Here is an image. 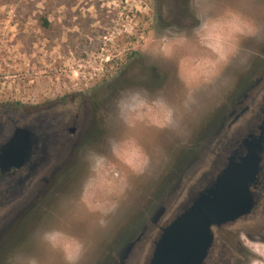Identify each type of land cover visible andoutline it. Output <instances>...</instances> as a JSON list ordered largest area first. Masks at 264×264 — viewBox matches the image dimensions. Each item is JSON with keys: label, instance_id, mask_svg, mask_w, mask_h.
Here are the masks:
<instances>
[{"label": "rangeland", "instance_id": "1", "mask_svg": "<svg viewBox=\"0 0 264 264\" xmlns=\"http://www.w3.org/2000/svg\"><path fill=\"white\" fill-rule=\"evenodd\" d=\"M194 3L198 25L165 28L173 0H0V106L59 103L67 114L81 110L75 97L106 101L103 139L87 153L88 171L43 204L24 250L0 264H104L123 229L254 72L264 57V0ZM256 94L225 141L254 123L264 80ZM216 144L184 179L171 215L214 171ZM149 247L129 264H145Z\"/></svg>", "mask_w": 264, "mask_h": 264}, {"label": "water", "instance_id": "2", "mask_svg": "<svg viewBox=\"0 0 264 264\" xmlns=\"http://www.w3.org/2000/svg\"><path fill=\"white\" fill-rule=\"evenodd\" d=\"M194 1L173 0L164 27L185 28L188 25H198L194 20ZM192 20L194 22H191ZM263 80L264 57L256 62L254 72L240 81L228 101L209 121L207 126H211L206 129L205 136L195 141L193 147L187 148L189 156L180 165L172 168L159 186L157 196L148 209L123 229L120 233L121 241L105 257L104 264H129L144 251L147 244H150V247L145 264H204L213 246V227L226 225L250 212L254 204L250 190L261 170L264 124L259 126L255 133L252 131L254 124L247 130L240 131L237 136L247 134L252 140H245L243 146L233 153L219 173L216 168L205 176L173 215L170 211L184 189V179L194 175L203 164L205 155L225 136V131L231 129L249 111V104L256 100V93ZM105 104L106 101L102 99L93 101L85 110L90 111L92 115L93 111L97 113L103 109ZM82 126L83 134L80 143L75 146L74 153L78 157L82 154L81 159L85 161L87 153L97 144L101 135H95L97 125L93 116L87 117ZM22 153L23 145L18 138L3 150L1 161L4 164L15 160ZM71 175L65 174L60 179L58 189L53 195L44 194L40 197L38 204L42 213L43 204L47 200H54L60 189L68 187L78 176ZM19 243L20 241L16 240V244ZM11 244L12 242L0 252V263L4 257L10 256L7 255L10 251L6 250L11 249Z\"/></svg>", "mask_w": 264, "mask_h": 264}, {"label": "flooded vegetation", "instance_id": "3", "mask_svg": "<svg viewBox=\"0 0 264 264\" xmlns=\"http://www.w3.org/2000/svg\"><path fill=\"white\" fill-rule=\"evenodd\" d=\"M262 97L253 121L254 133L264 124V95ZM82 98L72 99L73 105L79 103L75 107L81 110L67 114L58 112L59 103L30 106L12 102L0 106V249L8 246L14 233L20 241L6 250L10 251L7 255L23 251L24 242L37 228L42 215L38 204L40 197L53 195L65 174L79 175L88 171V164L81 159L83 155L78 157L74 153L75 146L80 143L82 125L92 116L97 125L95 135H101L97 143H101L104 111L91 110V115L90 111L82 110L90 106V100ZM247 136L219 140L216 144L219 160L215 166L218 173L245 140H252ZM18 138L23 153L3 164V150ZM261 149V170L250 190L253 207L246 215L213 227V246L204 264H264V145Z\"/></svg>", "mask_w": 264, "mask_h": 264}, {"label": "bare ground", "instance_id": "4", "mask_svg": "<svg viewBox=\"0 0 264 264\" xmlns=\"http://www.w3.org/2000/svg\"><path fill=\"white\" fill-rule=\"evenodd\" d=\"M138 114H139V112H138ZM134 119H136V118H134ZM131 149H132V148H131ZM134 150H135V149H134ZM136 150H138V149H136ZM130 151H131V150H130ZM138 151H139V150H138ZM132 153H133V152H132ZM135 153H137V152H135ZM140 153H141V152H140ZM141 155H142V154H141ZM116 157H117V156H116ZM133 158H134V157H133ZM118 159H119V158H118ZM118 159H117V160H118ZM135 159H136V161H138V165H139V162L142 161L143 157H142V156L140 157V156H138V155L136 154V155H135ZM135 163H136V162H134V164H135ZM140 163H141V162H140ZM138 165H137V166H138ZM101 174H102V173H101ZM109 175H111V174H109ZM100 176H101V175H100ZM103 176H105V175H103ZM111 176H112V175H111ZM98 177H99V176H98ZM106 177H108V176H106ZM111 178H112V177H111ZM106 179H108V178H105V180H106ZM116 179H117V178H116ZM100 180H101V179H100ZM105 180H104V182H105ZM108 181H109V180H108ZM108 181H107V182H108ZM114 181H115V180H113V182H114ZM116 181H117V180H116ZM94 182H96V179H95ZM97 182H98V181H97ZM100 182H101V181H100ZM91 183H92V182H91ZM98 183H99V182H98ZM90 185H91V184H90ZM103 185H104V184H103ZM103 185H101V186H103ZM105 185L107 186V184H105ZM110 185H111V184H110ZM95 186H96V185H95ZM93 189H94V188H93ZM93 189H92V190H93ZM98 189H99V188H98ZM96 192H97V191H96ZM99 193H100V192H99ZM102 193H103V192H102ZM95 194H96V193H95ZM97 194H98V193H97ZM90 195H93V193H92V194L90 193L89 195H87L88 197L86 196V198L89 199V196H90ZM111 195H112V194H111ZM111 197H112V196H111ZM90 198H91V197H90ZM92 198H93V197H92ZM92 198H91V199H92ZM105 198H107V196H106ZM112 198H113V197H112ZM95 199H96V197H95ZM95 199L93 200L94 203H95ZM89 200H90V199H89ZM105 200H107V199H105ZM105 200H104V201H105ZM87 201H88V200H87ZM91 203H92V202H91ZM101 203H102V202H101ZM105 204H106V202H105ZM105 204H104V205H105ZM100 205H101V204H100ZM106 205H107V204H106ZM93 206H94V205H93ZM109 206H110V205H109ZM105 207H106V206H105ZM108 216H109V215H108Z\"/></svg>", "mask_w": 264, "mask_h": 264}, {"label": "trees", "instance_id": "5", "mask_svg": "<svg viewBox=\"0 0 264 264\" xmlns=\"http://www.w3.org/2000/svg\"><path fill=\"white\" fill-rule=\"evenodd\" d=\"M44 23H45V25H47V26L49 25V23H48V21H47V20H45V22H44Z\"/></svg>", "mask_w": 264, "mask_h": 264}]
</instances>
